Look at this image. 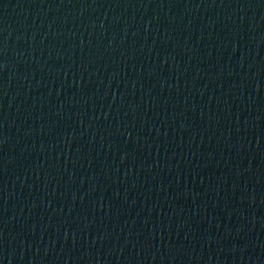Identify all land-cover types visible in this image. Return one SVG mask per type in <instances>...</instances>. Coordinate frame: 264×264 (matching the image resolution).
Returning <instances> with one entry per match:
<instances>
[{
  "label": "water",
  "instance_id": "1",
  "mask_svg": "<svg viewBox=\"0 0 264 264\" xmlns=\"http://www.w3.org/2000/svg\"><path fill=\"white\" fill-rule=\"evenodd\" d=\"M0 264H264V0H0Z\"/></svg>",
  "mask_w": 264,
  "mask_h": 264
}]
</instances>
